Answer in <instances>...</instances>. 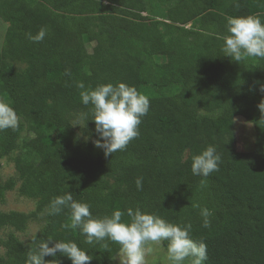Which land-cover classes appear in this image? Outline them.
<instances>
[{
    "label": "trees",
    "instance_id": "trees-1",
    "mask_svg": "<svg viewBox=\"0 0 264 264\" xmlns=\"http://www.w3.org/2000/svg\"><path fill=\"white\" fill-rule=\"evenodd\" d=\"M248 15L264 22V0H0V18L9 24L2 52L28 66L22 77L0 60V83L28 124L33 158L15 169L20 193L39 199L34 214L70 191L95 218L138 207L170 223H191L193 239L207 245L205 264H264V121L257 107L264 100V59L237 64L221 51L226 18ZM41 27L49 30L45 39L28 40ZM77 82L93 89L123 82L150 94L140 135L124 151L106 158L71 131L68 113H87L85 134L96 138ZM235 117L254 128L250 152L235 148ZM20 129L0 131V157L16 147ZM209 145L221 157L219 171L192 175V157ZM13 188L12 181L0 183V200ZM195 205L212 212L209 228ZM27 219L0 212V228L22 231ZM49 239V247L75 242L91 264H109L119 253L111 242L108 250L86 244L70 227L67 208L51 216L37 245ZM0 245V264H25L13 235ZM55 259L70 264L59 254L45 257Z\"/></svg>",
    "mask_w": 264,
    "mask_h": 264
},
{
    "label": "clouds",
    "instance_id": "clouds-1",
    "mask_svg": "<svg viewBox=\"0 0 264 264\" xmlns=\"http://www.w3.org/2000/svg\"><path fill=\"white\" fill-rule=\"evenodd\" d=\"M226 32L221 45L224 57L237 64L249 58L264 59V22L259 16L228 17ZM48 34L49 30L41 27L36 35L28 34L27 38L32 42H41ZM76 87L81 90V104L91 106L90 121L94 123L96 135L92 144L102 150L106 158L115 152L124 151L132 140L139 137V125L150 110L148 96L123 82L101 84L94 89L86 88L83 82H77ZM261 91H264V85ZM257 107L261 113L260 119L264 121V100ZM87 116L84 113L81 118L88 122ZM19 123L16 110L8 102L0 101V131H15ZM220 161L216 147L209 145L192 157L191 173L207 178L219 171ZM143 179L141 176L135 180L138 191L143 188ZM195 207L200 209L201 226L209 228L212 212L200 205ZM66 208L70 210V227L79 230L86 244H99L105 250L109 249V242L119 246L121 264H146L145 246L149 242L163 246L165 241L167 264H205L208 259L207 245L202 240L193 239L191 223H170L138 207H129L124 211L115 209L110 215L95 218L91 214L90 205L75 200L70 191L51 200L47 214L57 216ZM124 216L130 219L124 222ZM51 242L50 239L40 242L35 251L28 254L25 264H60L58 259L45 260V257L56 258L57 254L69 260L70 264H91L93 260L73 241H55L49 247Z\"/></svg>",
    "mask_w": 264,
    "mask_h": 264
},
{
    "label": "rangeland",
    "instance_id": "rangeland-1",
    "mask_svg": "<svg viewBox=\"0 0 264 264\" xmlns=\"http://www.w3.org/2000/svg\"><path fill=\"white\" fill-rule=\"evenodd\" d=\"M189 24L186 25L188 27ZM9 24L4 22L0 18V60L2 64L8 67L13 72L24 76L28 70V66L18 60L11 59L2 52L3 43L7 33ZM88 52H91L93 44L85 42ZM163 58L156 57V60L162 62ZM146 96H150L148 93H144ZM0 101L8 102L10 100L7 97L3 85L0 83ZM21 126L20 134L16 141V147L11 150L8 154L0 157V183H5L7 181L14 182V188L5 192L4 196L0 200V212H19L28 216L25 223V227L22 231H17L13 227L4 226L0 228V242L6 240L7 236L13 235L23 247V254L25 260L30 252L35 251L37 242L42 236L44 229L48 226L51 216L47 214L48 206H45L39 213L34 214L38 206L39 199L29 198L23 196L20 191V180L15 169L17 162H22L23 160L32 157L30 155L26 146L27 140L30 137L28 131V124L24 115L17 112ZM82 114L79 112L68 113V120L71 127V131L83 142L91 143L90 137L85 134V124L84 119L81 118ZM234 138H235V148L239 152H250L253 149L254 144V128L252 124L246 122L242 117L234 118ZM2 135L0 133V141ZM67 227H60L59 230H65ZM68 230V229H67ZM146 264H167L166 261V250L162 245H158L149 242L146 246ZM151 249L147 251V249ZM5 249L0 245V257H3ZM109 264H121V256L118 253L114 256Z\"/></svg>",
    "mask_w": 264,
    "mask_h": 264
}]
</instances>
